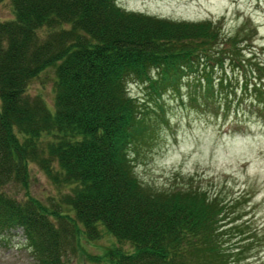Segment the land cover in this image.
<instances>
[{
    "label": "trees",
    "instance_id": "trees-1",
    "mask_svg": "<svg viewBox=\"0 0 264 264\" xmlns=\"http://www.w3.org/2000/svg\"><path fill=\"white\" fill-rule=\"evenodd\" d=\"M9 4L11 17L0 20V235L19 229L35 264H67L80 238L101 236L109 245L93 259L104 264H224L234 256L238 248L226 252L224 244L242 230L234 227V235L226 224L248 195L204 189L196 173L169 190L142 183L131 155L153 146L167 119L158 104L131 97L127 84L145 78L160 90L161 81L187 73L206 95L208 86L237 81V66L245 76L237 32L225 47L210 22H171L116 0ZM226 64L231 76L213 77ZM46 69L53 71L51 104L27 91ZM263 92L251 97L262 114ZM222 94L227 102L229 92ZM29 163L64 191L44 201L8 195L10 182L27 187Z\"/></svg>",
    "mask_w": 264,
    "mask_h": 264
},
{
    "label": "rangeland",
    "instance_id": "rangeland-1",
    "mask_svg": "<svg viewBox=\"0 0 264 264\" xmlns=\"http://www.w3.org/2000/svg\"><path fill=\"white\" fill-rule=\"evenodd\" d=\"M116 2L127 11L171 22H210L220 31V40L227 45L225 47L230 46L225 42L233 40L237 32L235 39L240 49L238 58L244 65L245 76L242 78L241 69L238 70L237 66L234 71L237 81L231 78V83L224 81L221 86H208L206 95L199 90L202 86H196L194 77L187 76V73L178 79L171 77L170 83L167 80L161 81L160 90L156 82V85L150 87L143 84L141 81L145 78L128 81L127 88L131 97L158 104L157 113L167 119L158 128L156 143L138 150L131 157L137 178L156 189L169 190L196 173V184L202 185L204 189H216L223 197L228 194L231 196L234 192L243 193V197L248 195L243 199H247L246 203L241 205L244 209H235V214L229 220L231 223L226 224V227L230 225L233 228L234 235V227L242 231L235 236L236 243L224 244L226 252H231L232 247L238 248L234 256L227 258L224 264H233L235 253L239 251L241 254L237 257H241V264H264V114L260 113L257 102L251 98L255 89L264 91V0ZM10 10L9 0H1L0 20L10 18ZM223 66L222 74L219 68L212 70L213 77L223 76L225 72L227 77L231 76L232 67L229 64ZM254 66L258 68L260 76ZM52 72V69L44 70L41 77L32 80L27 86L29 93H40L47 104L52 103L53 97ZM154 77L147 80L153 81ZM155 88H158L157 93L154 92ZM224 90L229 92L230 100L227 99V102L222 100ZM189 97L194 98L192 104ZM237 99L242 108L234 113L236 110L233 103ZM27 169V187L10 182L4 187L8 195L20 199L29 193L44 201L47 197L56 198L64 191L54 186L34 163H29ZM246 220L248 225L244 224ZM244 231H249L247 236L256 241L246 240L242 234ZM12 232L6 237L0 235V264H35L19 229ZM108 245L109 238L106 236L89 241L80 238L67 251V264H104L93 257L101 255Z\"/></svg>",
    "mask_w": 264,
    "mask_h": 264
}]
</instances>
